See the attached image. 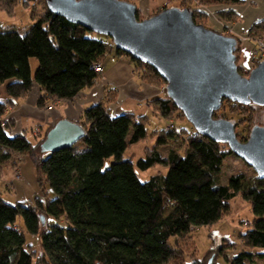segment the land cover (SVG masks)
<instances>
[{
    "label": "trees",
    "instance_id": "16d2710c",
    "mask_svg": "<svg viewBox=\"0 0 264 264\" xmlns=\"http://www.w3.org/2000/svg\"><path fill=\"white\" fill-rule=\"evenodd\" d=\"M18 1L0 0V8L12 16ZM123 1L134 4L136 0ZM187 1L180 2V9H190L194 22L202 26L197 18H208L203 8H218V19L232 23L239 18L236 8L246 3ZM22 4L26 7L28 1L23 0ZM163 9L166 8L160 11ZM139 14L137 9L136 18L141 21ZM247 36L264 37V19L255 21ZM112 48L109 38L98 39L47 8L22 33L14 28H0V87L4 86L7 97L0 102V119L27 96L33 85L42 92L36 103L38 108L72 101L96 84L100 74L94 66L103 67ZM114 52L129 58L134 69L143 72L141 79L145 83H165L148 65L119 50ZM235 55L238 61L239 45ZM30 58L37 61L33 75ZM114 99L112 90L107 91L104 101L87 108L75 122L84 132L77 142L84 145L82 151L74 149L76 143L51 153L48 161H43L38 153L53 126L40 130L31 142L24 134L10 135L11 120L0 122V173L12 154L24 155L36 168L37 184L43 191V196L35 197L32 203L8 204L0 198V264H168L181 257V244L193 230L218 223L238 195L249 204L253 219L239 233L241 248L230 243L226 249L219 247L218 255L228 264H256L255 257L264 260V179L256 177L255 183L249 185L243 175H237L222 183L223 163L234 156L227 145L201 136L194 129L176 130L173 126L152 132L153 146L135 164L140 171L160 165L167 168V174L157 173L141 181L132 158L123 159V155L149 136L148 117L133 113L113 115L108 105ZM148 105L164 120L173 112L183 115L166 94ZM247 106L253 105H241ZM185 135L182 150L171 149L165 158L160 155L159 148L182 142ZM43 185L51 190L53 198L44 193ZM25 234L39 237V257L31 243L26 242ZM227 251L231 253L227 255ZM193 264L216 263L211 260Z\"/></svg>",
    "mask_w": 264,
    "mask_h": 264
},
{
    "label": "water",
    "instance_id": "95a60500",
    "mask_svg": "<svg viewBox=\"0 0 264 264\" xmlns=\"http://www.w3.org/2000/svg\"><path fill=\"white\" fill-rule=\"evenodd\" d=\"M44 1L51 14L109 38L116 50L151 67L198 134L227 145L264 179V127L253 126L239 141L232 122L213 117L223 100L264 107V61L243 77L236 64L237 40L196 24L187 8H166L138 21L137 7L123 0ZM83 135L77 123L61 119L47 133L41 152L71 148Z\"/></svg>",
    "mask_w": 264,
    "mask_h": 264
},
{
    "label": "rangeland",
    "instance_id": "374dc122",
    "mask_svg": "<svg viewBox=\"0 0 264 264\" xmlns=\"http://www.w3.org/2000/svg\"><path fill=\"white\" fill-rule=\"evenodd\" d=\"M22 1L23 0L18 1V4L14 8V13L12 16L7 15L5 11L0 8V28H14L16 31L22 33L24 29L29 28L35 22V20L41 17L46 11L44 0H27L28 6L26 7L22 4ZM181 1L182 0H136L134 1V5L140 11L139 19L143 20L159 12L160 10H157L159 7L180 8L179 6L181 5ZM251 1H253L252 5H250V3H247L246 8L241 9L240 19L238 18L235 21L233 20L232 23H228L230 25H233L239 22V35L232 34V30L224 32L223 29L215 28L213 22L211 21L213 20V15L211 16L209 22L208 18H197V21L203 24L207 29L213 30L225 36H236V38L244 40V42L242 43L238 42V45L241 49V57L236 62L238 63V66L246 72L251 70V53L250 48L248 47V43L250 42L251 44H253L254 40H258L259 38L256 37L250 39L247 36L246 31L249 29L248 27L252 23V19L257 18V20H260L264 18V16L262 15V12H264L263 0ZM248 8L250 9L247 10ZM214 16L218 21H220L216 14H214ZM246 22L248 25L246 24ZM243 23H245L244 26ZM94 36L98 39H108L102 35L94 34ZM114 50L115 49L112 48L111 52L107 53L104 58V67L107 66L108 69L112 68V65L114 64V62H116L115 60L117 59ZM124 58L125 60H127V62L132 63L129 58ZM29 64L31 75H33L37 67L36 59L30 58ZM256 65L257 64H255V66ZM134 73L142 82H144L141 79V74L143 73L141 70L134 69ZM151 86L155 87L161 95L165 94V83L162 84L157 82L156 85ZM6 99L7 97L4 94V86H1L0 102H4ZM148 107L151 113L146 109H142L138 113H141L142 115H146L148 117L146 130L149 133V136L146 138V140L139 142L138 144L127 149L123 155V159L132 158L135 173L141 181H146L149 179V177L157 173L161 174L162 176H165L167 174V168L160 165L151 167L146 171H140L135 166L136 162L139 159L145 158L147 150L153 146L154 136H152V132L164 129L166 127L167 129H173V126L176 130L180 129L181 127H185L189 131L193 130V127L183 118V115L180 116L179 114H177V112H173L171 116L164 120L158 115V113H156L155 109H153L152 106L148 105ZM123 109H131V106H125V108ZM132 109H134L135 111V108L132 107ZM111 112L113 115L116 114L113 109L111 110ZM214 113L215 119L223 118L235 124V134L239 141H242L243 138H245L246 140L253 126L264 127V107H241L240 104H236L234 102L228 103L223 101L219 110ZM33 125L28 126L25 131L26 137L31 142L35 141L33 132L37 129L36 127H33ZM31 127H33V131L31 130L32 132L30 131ZM182 133L185 134V132H181L180 134ZM183 138L184 140H182V142L159 148L158 151L160 155L165 158L168 151L171 149L182 150L186 135ZM84 148L85 147L82 143H77L74 146V149L76 151H82ZM38 154L39 156L41 155L43 161H48L49 157L51 156L50 152H41ZM55 160L53 159L52 161L54 170L57 169L54 167ZM108 163L109 161L106 162V165H108ZM57 165L58 164L56 163L55 166ZM237 175H243L246 184L249 185L255 183L256 181V174L249 166H247L242 160L236 158L235 156H230L223 163L221 182L225 183L228 177ZM43 187L45 189L44 193L48 194L49 199L53 198L51 190L48 187H45V185H43ZM42 196V188L37 184L36 168L24 155L12 154L10 161L2 166V171L0 173V198L8 204H15L17 202L32 203L35 197ZM252 219L253 215L251 213L249 204L242 200L239 195L236 196V198H234L229 203L228 213L213 226L201 227L193 230L189 235L190 237L187 240H184L181 244V257L177 258L174 261H171L168 264H193L197 261L205 263L211 260L216 264H228L223 257L218 255V248L222 247L226 249L230 246V243L235 244L237 248H241L239 233L244 232L248 228L249 221H251ZM18 222L21 223L20 218H18ZM25 239L27 243H31V245L34 247L33 250L36 253V256L39 257V237H31L28 234H25ZM230 253L231 251L226 252L227 255H229ZM254 262L256 264H264V260H259L256 257L254 258Z\"/></svg>",
    "mask_w": 264,
    "mask_h": 264
},
{
    "label": "crops",
    "instance_id": "0c3cea01",
    "mask_svg": "<svg viewBox=\"0 0 264 264\" xmlns=\"http://www.w3.org/2000/svg\"><path fill=\"white\" fill-rule=\"evenodd\" d=\"M247 3L252 5L253 1L246 0V3L243 6L236 8L239 13V19L241 16V9L246 8ZM161 8L162 7H159L157 10H160ZM249 9L250 8L247 10ZM203 10L208 14V22L213 15V20L211 21L215 28L223 29L224 32L232 30V34L239 35V22L230 25L218 21L214 16L218 10L216 7ZM262 15L264 16V12H262ZM255 21H257V18L252 19V23L248 27L249 29ZM244 25L245 23H243V26ZM248 30L246 31V34L248 33ZM248 44V47L251 49L252 44L250 42ZM109 52H111V50ZM116 57V62H114L111 69H108L107 66L104 67L103 60V72L96 84L92 88L80 92L72 101L55 102L50 104L47 108H38L36 103L38 98L42 95V92L37 85H33L31 91L25 98L18 100L13 109L5 112L4 116L0 119V122L4 123L7 120L13 122V127L10 129V135L12 136L17 134H24L26 136V128L33 124V127H36L43 132L46 128L53 126L61 119L78 122L82 113L87 108L104 101L105 95L109 90H112L115 95L114 102L108 105L110 111L113 109L116 114L133 113L139 116L142 114L138 112L142 109H146L151 113L148 107V102L161 97L162 95L155 87L142 82L136 76L133 63L127 62L124 58L125 56L116 55ZM128 105L131 106V109H123ZM132 107L135 108V111ZM33 127H31L30 131H33Z\"/></svg>",
    "mask_w": 264,
    "mask_h": 264
},
{
    "label": "built area",
    "instance_id": "2783aa9c",
    "mask_svg": "<svg viewBox=\"0 0 264 264\" xmlns=\"http://www.w3.org/2000/svg\"><path fill=\"white\" fill-rule=\"evenodd\" d=\"M239 43L244 42L243 39H238ZM253 46H251L250 53H251V63H250V68H252L255 63H260L264 61V37H259L258 40H254ZM95 71L98 74H102L103 72V67L100 64H96L94 66ZM253 69V68H252ZM40 130L37 128L34 130L33 135L36 136L38 135Z\"/></svg>",
    "mask_w": 264,
    "mask_h": 264
},
{
    "label": "flooded vegetation",
    "instance_id": "af4514ba",
    "mask_svg": "<svg viewBox=\"0 0 264 264\" xmlns=\"http://www.w3.org/2000/svg\"><path fill=\"white\" fill-rule=\"evenodd\" d=\"M236 64H237V66H238V63H237V62H236ZM238 69H239L238 72L241 71V72H239V73H240L243 77H246V76L248 75V72L250 71V70H249V71L246 72V71H244L243 69H241L239 66H238ZM251 69H252V68H251ZM242 141H245V140H242Z\"/></svg>",
    "mask_w": 264,
    "mask_h": 264
}]
</instances>
